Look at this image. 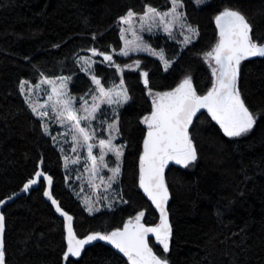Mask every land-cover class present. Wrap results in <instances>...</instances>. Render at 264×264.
<instances>
[{
    "label": "trees",
    "instance_id": "1",
    "mask_svg": "<svg viewBox=\"0 0 264 264\" xmlns=\"http://www.w3.org/2000/svg\"><path fill=\"white\" fill-rule=\"evenodd\" d=\"M171 0H0V201L23 189L40 169L54 180L53 196L75 219L78 238L123 229L143 211L147 226L160 223V213L140 187V157L144 151L153 100L149 91L169 92L186 78L197 95L215 83L205 54L219 42L215 17L225 9L244 14L254 38L264 39V0H211L197 6L184 0L185 16L198 39L180 47L167 37L157 39L173 65L165 72L155 57L114 55L126 65L141 60V68L124 73L130 101L120 111V135L126 150L120 179L123 204L94 214L87 212L68 188L61 152L44 132L21 92L26 79L74 74L75 91L87 92L91 81L81 72L77 57L98 49L119 50V20L130 10L171 7ZM105 86L115 69L96 65ZM148 73L145 85L142 71ZM237 88L255 117L252 129L228 137L207 111L194 121L190 135L196 160L187 167L171 163L166 169L171 235L169 251L151 241L157 256L169 264H264V58H247L239 65ZM42 179L4 210L5 264H131L112 246L101 242L86 247L81 257L64 259L66 222L45 198Z\"/></svg>",
    "mask_w": 264,
    "mask_h": 264
},
{
    "label": "snow or ice",
    "instance_id": "2",
    "mask_svg": "<svg viewBox=\"0 0 264 264\" xmlns=\"http://www.w3.org/2000/svg\"><path fill=\"white\" fill-rule=\"evenodd\" d=\"M201 2V0H197ZM172 9L170 12L161 13L157 9L148 7L141 20H155L159 17L160 23L164 25V30L170 32L173 24L180 22L182 13L177 9L181 7V0H172ZM135 13L131 10L123 17L121 22L131 24ZM166 17H171L166 20ZM216 24L219 28V42L215 47L205 55L215 61L218 68H213V76L216 81L213 87L206 95H197L193 89L191 80L185 79L177 88L170 92L157 93L153 100V108L150 115L143 118V123L147 125V136L144 139V151L140 157V187L144 190L147 196L155 204L160 212V223L155 227H145L141 223V218L144 212H139L134 218L128 220L123 229H116L107 234L99 232L90 234L83 239H78L73 232L72 217L67 213L62 212L57 201L52 199L50 192L44 194L52 199V203L57 205L56 210L65 216L68 226V245L67 251L64 253V259L69 256L78 257L85 245L91 241L100 239L106 240L113 244L120 252L124 253L131 264H168L166 257L157 256L148 244V234L155 235L157 242L163 247L164 252L169 251V239L171 229L168 223L166 204L169 199V193L164 179V169L169 161H174L176 164H181L187 167L197 158L196 150L192 140L188 134V127L192 123L193 117L200 109H207L212 118L216 120L222 127L224 133L228 137H238L250 131L255 124V117L245 106L240 92L237 88V79L239 74V65L242 60L249 57H264V39L254 38L252 25L247 18L235 9H225L215 17ZM183 26V25H181ZM150 30V29H149ZM189 31H194L189 28ZM135 39L133 41L125 40V50L122 54H129L128 46H132V50H137L140 46L136 44V40L140 37L133 33ZM189 42V38L185 37V43ZM93 55H102L105 61H112V56L105 53H97L96 49L91 50ZM155 54V53H153ZM85 63H88L86 60ZM139 67V61L136 62ZM91 67V64H89ZM119 68V65H116ZM127 67H131L128 65ZM218 73V74H217ZM144 83L148 84V73L144 72ZM67 79V78H65ZM92 81L97 85L100 95L107 99L108 104L126 102L128 100L127 90H105L101 86L100 79L97 76H92ZM52 83L51 81H44ZM21 82V92L24 91L25 84ZM123 80L120 82L121 88ZM66 84L61 82L60 88H65ZM53 96L61 97L65 95L58 88L53 87ZM113 94L116 99L113 98ZM52 99V96H49ZM56 104L61 105V110L58 115L65 117L68 121L74 122L72 127L82 137L84 144L88 146V158L92 161V169L95 173L97 158L92 155V145L88 141L92 138L84 127L80 126L81 117L77 116L76 112L71 108V100L57 99ZM98 108L94 105L92 112L88 116L83 117L87 120ZM55 111V106H53ZM34 113L41 117L47 116L48 112H38L36 107L32 108ZM109 127H113L110 125ZM47 132V128H45ZM72 139L77 140V136L73 135ZM101 148H108V151H114L117 159L122 155V151L112 145L111 140L99 141ZM75 150V149H74ZM100 162H104V156H100ZM77 161H73L76 163ZM107 165H105L106 167ZM112 177L110 180H115L120 172L119 166L113 168ZM42 173L37 172L36 176H41ZM49 186L52 183V178L45 177ZM103 179V178H101ZM36 180H29L24 184L23 188L27 191L30 185L36 184ZM111 185L109 184V187ZM4 201H0L3 204ZM91 211V209H89ZM5 218L0 214V264H5V251L3 246V233L5 230Z\"/></svg>",
    "mask_w": 264,
    "mask_h": 264
},
{
    "label": "rangeland",
    "instance_id": "3",
    "mask_svg": "<svg viewBox=\"0 0 264 264\" xmlns=\"http://www.w3.org/2000/svg\"><path fill=\"white\" fill-rule=\"evenodd\" d=\"M192 1H194L197 6L201 7L209 3L211 0H201L199 3L197 0ZM170 2L171 7L167 9H159L153 6L148 7L155 8L161 13L170 12L173 7L172 0ZM181 5L182 6L179 7L177 11L182 13V19L180 22L173 24L170 32L164 30V25L160 23L159 17L154 21H142L141 16H143L145 12L136 13L132 11L135 15L132 20L131 30H129V25L122 23L120 19L119 30L123 45L119 50L110 54L112 56V61H105L103 56L99 54L93 55L91 50L88 53L78 56L76 61L82 74H84L92 83L91 89L85 93L74 90L73 86L76 82L74 74L42 76L36 83H32L26 79L22 80V82H27L22 94L26 99L30 110L32 111V108L36 107L38 112H48L47 116L41 117L32 111V113L41 120L44 132L51 138L53 144L62 154L68 188L73 191L75 197L81 201L87 212L90 214L105 209H115L123 204L120 195V179L126 146L121 141L119 122L120 111L130 101V95L125 84L124 73L129 70L141 68L142 62L141 60L136 59L126 65H122L116 62L113 59V56L119 55L122 57H129L138 54L149 55L157 58L162 63L164 71L168 72L173 65V60L168 57L163 47L155 45L157 39L167 37L169 40L180 45V47L186 48L195 42L199 36L197 28L186 19L184 0H181ZM165 19L170 20L171 17H166ZM189 28L194 31H189ZM133 33L140 37L139 40H136V44L140 47L137 50H132V46H128L127 50L129 51V54L124 56L122 50H125L126 47L125 40L133 41L135 39ZM185 37L189 38V42L185 43ZM96 50L97 53H102L98 49ZM205 58L211 69L218 68L214 60L207 56H205ZM86 60L88 63H85ZM137 61H139V67L136 66ZM99 63L115 69V77L109 86H105L102 78L97 74L95 67ZM89 64H91V67H89ZM116 65H119V68H117ZM128 65H131V67H127ZM144 72L146 71L143 70L142 73ZM93 75L100 79L101 86H103L105 90L126 89L129 97L128 100L126 102L121 101L120 103L108 104L107 99L100 95L97 85L93 83ZM142 77L144 81L145 77L143 75ZM62 80L66 84L65 88H60ZM121 80H123V85L121 88H117V86H120ZM44 81H51L52 83H45ZM53 87L58 88L65 95L61 97L53 96ZM157 93L159 92L153 90L149 91L152 100H154ZM49 96H52L51 100L49 99ZM113 98L116 99L114 94ZM57 99L71 100V108L76 112L77 116L81 117L80 126L84 127L91 135L92 138L88 141V144L92 145V155L97 158L95 173L92 169V161L88 158V146L87 144H84L82 137L72 127L74 122L68 121L65 117H60L58 115L62 106L56 104ZM94 105H98V108L93 113L95 118L93 119L90 116L87 120L83 119V117L88 116L89 113L92 112ZM53 106H55V111L53 110ZM110 125H113V127H109ZM45 128H47V132L45 131ZM73 135L77 136V140L74 141L72 139ZM101 139L105 141L110 139L112 145L122 151V155L119 159H117L114 151H108L107 147L101 148L99 144ZM101 155L104 156L103 163H101L99 159ZM73 161L77 162L73 163ZM171 163L175 162L169 161L166 166ZM105 165L107 166L105 167ZM117 166H119L120 172L114 181L110 180L113 175L111 170ZM109 184L111 185L110 187ZM89 209H91V211H89ZM142 222L143 217L141 218V223ZM129 262L131 263L130 260Z\"/></svg>",
    "mask_w": 264,
    "mask_h": 264
},
{
    "label": "water",
    "instance_id": "4",
    "mask_svg": "<svg viewBox=\"0 0 264 264\" xmlns=\"http://www.w3.org/2000/svg\"><path fill=\"white\" fill-rule=\"evenodd\" d=\"M249 58H259V57L257 56V57H249ZM260 58H264V57H260ZM237 81H238V79H237ZM204 111H207V109H200V110L196 113V115L193 117V119H192V123H191V124L189 125V127H188V134H189L190 139H191L190 129H191V127H192L194 121L196 120V118H197L202 112H204ZM207 112H208V111H207ZM166 169H167V166H166L165 169H164V179H165V184H166V186H167V182H166ZM39 172L42 173V175L39 176V177H38V176L35 177L34 180L37 181L36 184L30 185V187H29V189H28L27 191H25L24 188H23V189L20 190L18 193H16V194H14L13 196H11V197L5 199L3 204H0V214H2V215L4 216L3 210H4L8 205L14 203L18 198L27 195V194L29 193V191H30L32 188H38V187H40V185H41V180H42V179H44V180L47 182V180L45 179V177H49L50 175L44 173L41 169H40ZM50 177H51V176H50ZM51 178H52V177H51ZM53 186H54V180H53V178H52V183H51L50 186H49V184H48V182H47L46 191L50 192L52 199H55L54 196H53ZM167 189H168V187H167ZM46 191H45V192H46ZM168 193H169V191H168ZM45 198H46V200H47L48 203H50V204H52V205L54 206L57 215H58L60 218H62L63 220H65V222H66V230H67L68 222H67L65 216L61 215V212H58V211L56 210L57 205L52 203V199H49L48 196H45ZM55 200H56V199H55ZM56 201H57L59 207L61 208L62 212H65V211L62 209V207H61L60 203L58 202V200H56ZM154 205H155V204H154ZM167 205H168V201H167V204H166L165 207H166V211H167L168 223H169L170 229L172 230V228H171V223H170V215H169V212H168V207H167ZM155 207H156V206H155ZM156 209H157V208H156ZM157 210H158V209H157ZM158 212H159V210H158ZM65 213H67V212H65ZM159 213H160V212H159ZM67 214H68L69 216L72 217V228H73V232L75 233V230H74V227H75V219H74V217H73L72 215H70L69 213H67ZM4 218H5V216H4ZM4 222H5V221H4ZM142 224H144V223H142ZM144 226H145V227H155V226H147V225H145V224H144ZM156 226H157V225H156ZM4 232H5V230H4ZM101 234L103 235V234H107V233H101ZM75 235H76V233H75ZM67 236H68V231H67ZM76 237H77V235H76ZM150 237H155V235L152 234V233H149L147 239H149ZM77 238H78V237H77ZM84 238H85V237H84ZM2 239H3V246H4V233H3V237H2ZM78 239H80V238H78ZM81 239H83V238H81ZM98 242H101V243H103V244H105V245H107V246H112V247L116 250L117 253H119L120 255H123V256L127 257L124 253L120 252L119 249H117L113 244L109 243V242L106 241V240H100V239H97V240L91 241L89 244L85 245L84 248L81 250V254H80V256H78V257H81V256L84 254V252H85L87 246L92 245V244H95V243H98ZM148 244H149V247H151V246H150V243H149V240H148ZM155 254H156V253H155ZM72 257H75V256H72Z\"/></svg>",
    "mask_w": 264,
    "mask_h": 264
},
{
    "label": "flooded vegetation",
    "instance_id": "5",
    "mask_svg": "<svg viewBox=\"0 0 264 264\" xmlns=\"http://www.w3.org/2000/svg\"><path fill=\"white\" fill-rule=\"evenodd\" d=\"M142 223H144V222H142ZM144 224H145V223H144ZM148 240H149V243H150L151 248H152L151 241L157 242V240L155 239V237H150ZM157 243H158V242H157ZM152 250H153V252L155 253V251H154L153 248H152Z\"/></svg>",
    "mask_w": 264,
    "mask_h": 264
}]
</instances>
